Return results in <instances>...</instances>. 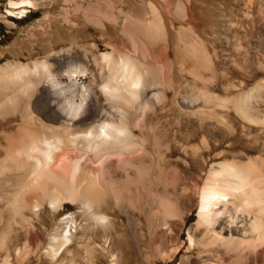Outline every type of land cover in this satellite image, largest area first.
Listing matches in <instances>:
<instances>
[{
	"label": "bare ground",
	"instance_id": "6f19581e",
	"mask_svg": "<svg viewBox=\"0 0 264 264\" xmlns=\"http://www.w3.org/2000/svg\"><path fill=\"white\" fill-rule=\"evenodd\" d=\"M82 2L66 0V8L72 11L66 10L62 22L80 12L100 26L109 43L116 42L111 43V51L96 54L94 47L87 48L77 60H83V69L75 73L61 66L52 69L47 59L18 62L15 67L6 63L2 68L0 120L21 107L14 116L20 118L15 130L3 131L0 137V145L6 143L0 156V199L6 198L5 206L25 224L29 223L21 215L26 208L37 212L46 200L59 209L66 201L79 200L92 219L85 221L90 235L103 237L98 247L109 264H118L120 250H114L116 236L109 234L116 220L108 208L122 203L148 215L142 247L144 259L149 260L169 253L170 244L180 237L179 221L186 215L187 203L195 200L199 209L188 235L199 258L205 254L215 259L206 264H264L262 155L240 149L232 153L233 158L210 157L209 167L202 172L192 171V166L185 169L183 156L204 157L221 146L222 139L252 128L251 123L234 126V118L264 127V109L251 104L247 92L225 93L232 86L234 61L221 58V49L228 50L231 44V33L245 27V41L237 50L247 65L245 74L257 76L264 69V0H239L236 13L247 19L235 24L228 21L235 15L231 11L217 13L214 20L223 35L208 39L199 29L200 35L195 34L191 0L182 3L186 28H174L165 7H154L156 19L151 22L145 8L133 0ZM14 3L36 4L34 0ZM107 21L118 36L107 35ZM163 35L171 39L172 57L160 41L151 42L152 37ZM61 60L60 65L65 64ZM157 68H162V79ZM83 81L92 86L87 103L80 94ZM263 90L264 81L258 80L250 93ZM83 104L85 112L80 113ZM199 130L214 140L205 138L202 149L187 145ZM151 147L157 156L146 159ZM70 240L67 233L53 234L47 253L74 256Z\"/></svg>",
	"mask_w": 264,
	"mask_h": 264
},
{
	"label": "rangeland",
	"instance_id": "374dc122",
	"mask_svg": "<svg viewBox=\"0 0 264 264\" xmlns=\"http://www.w3.org/2000/svg\"><path fill=\"white\" fill-rule=\"evenodd\" d=\"M16 1L18 0H0V74L6 63L15 67L18 62L26 63L35 60L41 61L42 59L51 62L52 69L55 70L61 66L64 69H73V72L80 71L83 69V60H77L79 56H83L84 50L94 47L93 52L100 54L104 51H111V43H116L114 40L109 43L106 37H102L100 26L94 21L83 18L80 12L71 13V20L62 22L64 13L69 9L66 8V0H34L35 5L14 3ZM107 1L114 2L117 0ZM84 2L85 0L82 4ZM133 2L145 8L151 22L156 19L154 7L156 9L165 7L169 11L174 28L187 27L188 22L184 17L182 7L184 0H133ZM191 4L195 18V34L200 35L197 31L199 29L206 39L216 37L215 34L223 35V29L214 20L215 15L219 12L231 11L234 13V17L228 19L229 22L234 20L233 24H235V20L247 19L246 15L236 13V10L239 9V0H191ZM24 8L28 11L24 12ZM107 22V35L118 36V32L113 28V23ZM88 28H91L92 31ZM245 30V27H239L232 32L228 50L221 49L222 59L225 60L229 56L232 58V62L234 61L230 73L232 86L225 93L232 95L237 91H245L249 94L251 104L262 110L264 109V90L255 95H252L250 90L256 81H264V69H261L257 76L246 75L247 65L237 56V50L246 38ZM159 37H152L151 42L155 44L156 40L160 41L172 57L171 39L165 35ZM61 59L64 60L65 64L60 65L63 62ZM68 59L69 62H67ZM156 71L162 79V68H157ZM196 82L200 84L202 80L197 79ZM81 86L83 88L80 87V94L81 96L84 95L83 102H86L87 99H90V95L91 97L93 95L92 88H90L92 86L86 81L81 82ZM36 88L37 86L34 87L35 91L38 90ZM217 93L224 95V92L220 90ZM85 104L82 105L83 107L81 106L80 113L85 112L82 111L86 107ZM20 107L19 105L14 113L5 114L0 120V137L3 131L15 130L20 118L15 120L14 116L18 114ZM154 118L155 116H151L152 120ZM242 123H251L252 128L245 134H235L229 140L222 139V145L210 150L204 157L202 155L194 157L189 153L184 154L187 165L185 169L188 170L192 166V171L199 170L202 172L207 170L214 158L218 160L233 158L232 153L240 149L252 156L261 154L264 158V127L260 128L253 120L248 121L246 118L243 120L234 118L233 120L234 126L240 127ZM186 124L188 127V123ZM205 138L214 141L210 135L199 130L187 145L191 144L202 149ZM229 142L233 143L232 147L228 146ZM5 144L3 142L0 145V156L5 151ZM218 152H222L223 155L222 153L217 155ZM150 156L151 158L157 156L152 147L150 155L146 159ZM87 157L90 156L87 154ZM210 157L212 160L209 159ZM204 160L206 164L203 162ZM0 201V221L2 220L0 224L3 222L0 225V263L8 259L9 264H89V260L93 264H109L103 250L98 247V244L103 241L102 235L91 236L85 227V221L91 223L92 219L84 213L79 200L66 201L64 206L59 209H53L46 200L42 201L37 212L31 208H26L21 216L29 224L20 222L19 214L14 212L11 207L5 206L6 198L1 197ZM155 206L161 208L159 204H155ZM107 207L106 205L103 206L104 209ZM187 207L184 213V215L186 214L185 217L179 221L178 230L181 234L178 241L170 244L169 253L163 256L155 255L152 258L150 256L149 260L144 259L145 249L142 247L144 246L143 236L146 231L148 215L141 214L137 209L122 203L114 206V209L108 208V213L116 220V226L109 234L116 236L114 250H120L118 264H206L215 260L210 256H205V254L199 258L197 248L190 243L188 227L193 223L192 221L196 220L199 205L194 200L189 201ZM63 217H66L65 221H61ZM66 233L68 236L71 235L68 247L74 251V256L64 252L56 257L50 256L46 249L53 234L56 237H63ZM124 233H127V237ZM4 234L7 237H4ZM100 257L105 259L104 262L98 261Z\"/></svg>",
	"mask_w": 264,
	"mask_h": 264
}]
</instances>
